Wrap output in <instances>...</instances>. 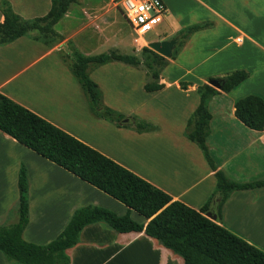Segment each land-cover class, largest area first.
I'll return each instance as SVG.
<instances>
[{
    "label": "crops",
    "instance_id": "0c3cea01",
    "mask_svg": "<svg viewBox=\"0 0 264 264\" xmlns=\"http://www.w3.org/2000/svg\"><path fill=\"white\" fill-rule=\"evenodd\" d=\"M114 1L72 3L54 27L55 44L34 32L0 46V93L135 172L173 201L196 210L214 194L218 170L238 183L264 179V130L246 127L235 115L238 99L250 94L264 98V0H163L167 12L157 26H162L161 33L143 46L133 43L118 16L127 22L119 1L117 6ZM3 2L31 21L46 16L53 6L52 0H0V24L5 21ZM193 28L188 36L184 34ZM169 40L177 45L160 74L159 83L165 86L161 91L145 90L153 79L142 64L111 61L89 68L103 105L125 118L119 125L98 116L72 71L74 54L127 55V50H134L133 56L142 60L141 49ZM237 70L248 71L249 79L230 93L216 88L219 92L207 100L212 118L206 142L214 170L186 131L201 103L199 88L212 86L209 81H220ZM135 71L143 74L138 82H132ZM137 91L141 97L133 99ZM135 119L154 128L137 131ZM116 149H122V157L125 150L136 149L140 165L130 164ZM22 167L29 183V223L23 232L27 242L48 245L86 206L130 215L144 225L149 222L0 130V228L18 221ZM219 202L216 199L210 205L209 212L216 216ZM220 224L264 249V242L253 235L264 232V188L232 193L223 205ZM67 254L70 264H184L182 257L145 232L121 233L103 222L86 226L79 243ZM0 264L18 263L0 251Z\"/></svg>",
    "mask_w": 264,
    "mask_h": 264
},
{
    "label": "trees",
    "instance_id": "16d2710c",
    "mask_svg": "<svg viewBox=\"0 0 264 264\" xmlns=\"http://www.w3.org/2000/svg\"><path fill=\"white\" fill-rule=\"evenodd\" d=\"M78 0H52L50 12L35 20H24L14 13L8 3L1 9L5 16L0 24V46L34 32L49 38H57L56 24L66 15L70 5ZM197 29V28H196ZM195 30L184 32L186 36ZM145 59L116 52L98 56L74 54L72 71L82 84L93 111L100 117L122 125L125 116L104 106L98 84L88 74L89 68L121 61L130 65L143 64L152 73V82L145 85L147 92L164 89L159 83L160 74L167 60L150 48L143 49ZM250 74L237 70L220 80L225 93H230L246 82ZM183 83V88L187 87ZM201 103L190 118L186 135L203 151L210 166L217 170L207 146L209 122L212 115L207 109V100L219 91L209 85L199 88ZM235 115L246 127L264 130V98L250 94L236 101ZM137 131H150L151 124L135 119ZM0 130L40 156L64 168L83 181L108 194L134 210L149 222L144 225L130 215L119 216L111 210L86 206L78 209L65 230L48 245H37L23 239V232L29 223V183L27 171L20 170V200L18 221L0 228V251L7 259L18 264H70L67 250L80 241L82 230L94 223L103 222L121 233L145 232L164 247L182 257L184 264H264V251L251 244L220 224L222 208L232 193L264 188V179L251 183H238L226 174L216 172L217 187L209 202L201 210L191 208L154 186L135 172L114 161L97 149L62 130L48 120L18 104L0 93ZM220 199L217 207V221L206 216L210 205Z\"/></svg>",
    "mask_w": 264,
    "mask_h": 264
},
{
    "label": "built area",
    "instance_id": "2783aa9c",
    "mask_svg": "<svg viewBox=\"0 0 264 264\" xmlns=\"http://www.w3.org/2000/svg\"><path fill=\"white\" fill-rule=\"evenodd\" d=\"M119 5L127 22L139 33L157 28L167 12L163 0H119Z\"/></svg>",
    "mask_w": 264,
    "mask_h": 264
},
{
    "label": "rangeland",
    "instance_id": "374dc122",
    "mask_svg": "<svg viewBox=\"0 0 264 264\" xmlns=\"http://www.w3.org/2000/svg\"><path fill=\"white\" fill-rule=\"evenodd\" d=\"M118 1L119 0H115V4L116 6L118 5ZM120 18H122V21L125 23L126 27H127V30L129 32V34L131 35L132 39H133V43L135 45H142V44H145L146 42H150L151 40H154L156 39L160 33H161V30H162V26L158 27V28H154V29H151L149 30L148 32H146L145 34H140L139 32L135 31L133 28H131V26L125 21V19L121 16V14L119 13L118 15ZM49 41L50 44H55L58 42V40H56V38H54L53 36H50L49 38H47ZM140 40V41H138ZM146 41V42H145ZM143 46V45H142ZM147 48H150L149 45L146 46ZM142 53L141 57H142V60H144L146 57H145V53L143 52V49H141L140 51ZM127 55H136V52L134 50H127L126 52ZM166 60L168 58L164 57ZM143 65V64H142ZM133 70V69H132ZM136 73H133L132 74V82L133 81H137L140 79V76L139 75H143L141 74L140 72H137L135 71ZM138 74V75H137ZM96 77V76H94ZM137 77V78H136ZM142 90V89H141ZM139 92L140 91H137V93H135L136 95L133 97V99H139L141 96L139 95ZM144 92V91H143ZM115 152L119 155H120V152H122V149H116ZM124 158L127 162H129L130 164L132 165H135V166H139L140 165V160H141V154L139 151H137L136 149H131V150H125L124 152ZM256 177H259V176H256ZM252 179H255V178H251V181H253ZM257 179V178H256ZM260 179H263V178H260ZM257 239H259L260 241L264 242V232H257L255 234H253ZM256 246V245H255ZM264 251V249H262Z\"/></svg>",
    "mask_w": 264,
    "mask_h": 264
},
{
    "label": "water",
    "instance_id": "95a60500",
    "mask_svg": "<svg viewBox=\"0 0 264 264\" xmlns=\"http://www.w3.org/2000/svg\"><path fill=\"white\" fill-rule=\"evenodd\" d=\"M176 45H177L176 40H169V41L151 42L149 44V47H150V49H152L153 51L162 55L163 57L171 58L172 54H173V49L175 48ZM209 83L214 88H217V89L222 88L221 82L219 80L214 79V80L209 81ZM206 216L213 221L217 220V216L215 214H213L212 212H207Z\"/></svg>",
    "mask_w": 264,
    "mask_h": 264
},
{
    "label": "bare ground",
    "instance_id": "6f19581e",
    "mask_svg": "<svg viewBox=\"0 0 264 264\" xmlns=\"http://www.w3.org/2000/svg\"><path fill=\"white\" fill-rule=\"evenodd\" d=\"M145 33V31H140V34H144Z\"/></svg>",
    "mask_w": 264,
    "mask_h": 264
}]
</instances>
